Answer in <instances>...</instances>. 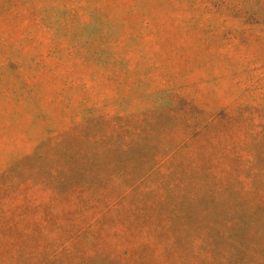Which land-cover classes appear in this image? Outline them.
Listing matches in <instances>:
<instances>
[{"label": "rangeland", "instance_id": "rangeland-1", "mask_svg": "<svg viewBox=\"0 0 264 264\" xmlns=\"http://www.w3.org/2000/svg\"><path fill=\"white\" fill-rule=\"evenodd\" d=\"M0 264H264V0H0Z\"/></svg>", "mask_w": 264, "mask_h": 264}]
</instances>
